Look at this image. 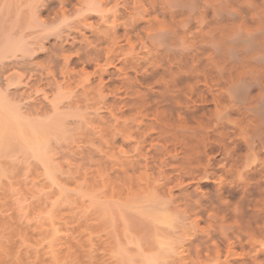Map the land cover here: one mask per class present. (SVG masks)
Listing matches in <instances>:
<instances>
[{
  "label": "bare ground",
  "instance_id": "1",
  "mask_svg": "<svg viewBox=\"0 0 264 264\" xmlns=\"http://www.w3.org/2000/svg\"><path fill=\"white\" fill-rule=\"evenodd\" d=\"M36 10L56 36L43 56L66 70L54 86L91 68L89 87L121 89L98 109L123 154L117 177L136 182L129 209L153 231L145 264L213 254L264 264V0H39ZM67 14L81 25L62 37ZM135 31L142 48L119 59L118 39ZM29 46L5 41L0 61ZM21 110L0 95V149L17 140L51 172L48 134L65 117L34 122Z\"/></svg>",
  "mask_w": 264,
  "mask_h": 264
},
{
  "label": "rangeland",
  "instance_id": "2",
  "mask_svg": "<svg viewBox=\"0 0 264 264\" xmlns=\"http://www.w3.org/2000/svg\"><path fill=\"white\" fill-rule=\"evenodd\" d=\"M37 2L0 0V46L20 38L30 44L24 55L0 61V95L22 107L29 120L52 121L62 115L65 125L60 133L48 134L51 172L17 140L0 149V264H145L143 255L155 249L153 231L129 209L139 197L128 190L136 182L127 177L123 184L117 177L123 154L108 143L112 125L98 109L103 94L121 89L116 84L101 93L89 87L91 68L76 73L68 86H54L66 70L43 56L47 39L56 36L51 35L54 25H45L35 13ZM65 17L62 37L81 25V17ZM113 25L112 20L102 23L101 34L110 33L107 28ZM144 37V31L121 36L119 59L131 60ZM43 104L49 112L39 115L35 111ZM174 257L168 264H218L224 259L217 254L201 260Z\"/></svg>",
  "mask_w": 264,
  "mask_h": 264
}]
</instances>
